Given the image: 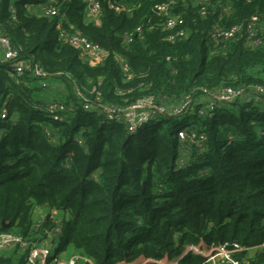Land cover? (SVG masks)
Instances as JSON below:
<instances>
[{
	"label": "trees",
	"instance_id": "16d2710c",
	"mask_svg": "<svg viewBox=\"0 0 264 264\" xmlns=\"http://www.w3.org/2000/svg\"><path fill=\"white\" fill-rule=\"evenodd\" d=\"M42 1L5 0L0 27L19 59L63 82L68 110L48 115L29 73L16 75L11 63L1 64L0 232L36 241L54 223L49 216L33 221L39 205L69 214L58 236L87 259L81 264L140 257L141 264H207L199 254L181 255L201 237L260 245L252 264H264V99L238 100L202 116L159 117L130 133L84 110L72 94L77 84L125 105L148 94L178 99L202 88L264 85V0H174L188 31L174 42L168 36L175 29H166L156 11L165 0H96V20L88 19L84 0H57L54 16L31 9ZM253 15L263 38L257 47L245 39ZM235 24L242 26L237 38L210 42L213 27ZM59 28L98 45L103 61L91 64L79 48L61 43ZM186 125L205 137L180 143L176 130ZM26 253L0 251V264H25Z\"/></svg>",
	"mask_w": 264,
	"mask_h": 264
},
{
	"label": "built area",
	"instance_id": "2783aa9c",
	"mask_svg": "<svg viewBox=\"0 0 264 264\" xmlns=\"http://www.w3.org/2000/svg\"><path fill=\"white\" fill-rule=\"evenodd\" d=\"M86 4L87 15L97 16L100 12V5L96 0H84ZM1 4V0H0ZM57 0H43L39 7L41 13L46 16H54L57 13ZM174 0H165L156 6V11L163 18V24L166 29H175L169 34L168 39L174 42L176 39L186 37L188 31L184 28V19L179 13L173 12ZM10 10L13 11V3H10ZM204 13V11H202ZM258 18L252 16L245 26L246 44L249 47L259 46L263 38L262 31L257 28ZM242 30V26L235 24L231 27L215 26L209 33L210 42L216 44H226L227 42L237 38ZM136 32H140L141 28H136ZM59 40L63 44H69L79 48L82 54L91 64L101 63L106 53L96 44L88 41L87 38L78 33H69L64 29L59 28ZM131 34H126L124 40L130 41ZM121 62V60H120ZM3 63H11L13 72L16 75H21L28 72L32 80L38 81V86L41 89H46L50 86L53 77L45 71L38 63L31 60L19 59V48L15 47L10 38L2 33L0 27V66ZM122 70L125 72L127 80L128 67L125 62H121ZM72 94L78 101V104L88 111H95L104 121L117 122L125 125L126 130L134 133L144 125L153 122L159 117H181L186 114L195 113L202 116L214 108L229 104L238 100L245 102H254L264 99V85H251L248 87H222L216 89L202 88L199 93L185 94L178 99L163 96L159 94H148L137 98L136 100L125 104H115L102 100L99 92L94 89L85 92L84 89L77 84L73 85ZM118 94H122L117 90ZM96 93V94H93ZM92 94V96H89ZM68 110L66 104L61 99H47L45 103V111L48 115L58 117L59 114ZM6 116L5 108L0 110V117ZM187 125L180 126L176 130L177 139L182 142H198L205 136H198L194 131L187 132ZM182 163V160H180ZM54 222L49 228L54 234H59L61 230L60 221L52 218ZM40 221H37L39 224ZM263 245V244H262ZM260 245H247L237 240H224L220 242H208L202 237L195 244L186 245L182 250L181 255L188 252L196 253L204 257L207 264H214L216 259H222L227 264H252L254 256H249L245 259L243 255L250 249L258 248ZM9 248L27 249L25 256V264H79L80 253L74 252L66 260L59 259L52 253L50 246L43 247L35 241H29L22 235L12 231L0 232V251ZM87 260L85 257L82 258ZM177 259L172 261H164L162 264H177Z\"/></svg>",
	"mask_w": 264,
	"mask_h": 264
},
{
	"label": "crops",
	"instance_id": "0c3cea01",
	"mask_svg": "<svg viewBox=\"0 0 264 264\" xmlns=\"http://www.w3.org/2000/svg\"><path fill=\"white\" fill-rule=\"evenodd\" d=\"M32 10H34V12L40 14L41 13V8L39 7V5L36 6H32L31 7ZM88 19H95L97 18V16H91V15H87ZM32 82V81H31ZM31 82L29 83L31 85ZM50 86L48 87V90H46V94H44V96H40V99H61L65 102L64 98L60 97L62 94L63 89H65V86L63 84V82H61L59 79L57 78H53L51 81ZM32 86V85H31ZM35 87V86H32ZM39 207V205H35L33 211ZM38 212L43 215L39 220L37 221H44L46 216H49L50 219L52 220L53 215L55 216V214L57 215L59 213V215L61 216V220H66L69 218V214L65 211L62 210H56V209H51L48 208L46 206H43V208H37ZM34 213V212H33ZM33 213H32V219L34 222L35 219L33 217ZM55 219V218H54ZM59 234H54L51 230H49V227L47 228L46 232L43 235H39V237L36 239V243L43 246V247H48L50 246L52 249L55 245H58V248H56L53 252V254L55 253V256L65 259L64 257H61L62 255L66 254V248H59L60 244V240H59ZM67 246H71L72 247V252L74 253L75 250L73 248V246L71 244H67ZM8 251H12V248L9 249H4L2 250L3 253H8ZM68 258V257H67ZM144 261L143 258H138L137 260L133 261L132 264H141ZM131 264V263H129Z\"/></svg>",
	"mask_w": 264,
	"mask_h": 264
},
{
	"label": "rangeland",
	"instance_id": "374dc122",
	"mask_svg": "<svg viewBox=\"0 0 264 264\" xmlns=\"http://www.w3.org/2000/svg\"><path fill=\"white\" fill-rule=\"evenodd\" d=\"M4 1H5V0H1V7H2V8L5 6ZM31 85H32V86H35V87H39V86H38V81H37V80H32ZM46 90H48V88H46V89H41L40 94L44 96V94H46ZM68 95H69V91H67L66 88H65V89H63L62 94H61L60 97H62V98L65 99V97H67ZM182 118H183V117H180V119H182ZM184 121H185L186 123H190V121H191L190 116L186 117ZM37 208H43V206H39V207H37ZM37 208L33 211V212H34V213H33V217H34V219H35L36 222H37V220H39V219L43 216V215H41V214L38 212V209H37ZM53 218H55V220L58 221V220L61 218V216H60L59 213H58L57 215L55 214V216L53 215ZM60 220H61V219H60ZM60 220H59V221H60ZM39 235H40V234H39ZM39 235H38V236H39ZM61 246H62V248H66V247H67V248H66V251H65L66 254H64V255L61 256V257H64L65 259H62V258H59V259L66 260V259H68L70 256L74 255V253L72 252V247H71V246H67V244H61ZM56 248H58V245H55V246L53 247V249H52V253L54 252V250H55ZM59 248H60V246H59ZM257 249H258V248L248 250L247 253H245V254L243 255V257H244L245 259H248L249 256H254L255 253H256V251H257ZM21 251H22V249H20V252H21ZM10 252H11V251H10ZM10 252L8 251V253H6V254H9ZM80 256H81L82 258H84V256H83L81 253H80ZM67 257H68V258H67ZM82 258L80 259V263H79V264H81L82 262H84V259H82ZM140 258H143V257H140ZM214 262H215L214 264H227V262L224 261V260H222V259H216ZM131 264H132V263H131Z\"/></svg>",
	"mask_w": 264,
	"mask_h": 264
},
{
	"label": "water",
	"instance_id": "95a60500",
	"mask_svg": "<svg viewBox=\"0 0 264 264\" xmlns=\"http://www.w3.org/2000/svg\"><path fill=\"white\" fill-rule=\"evenodd\" d=\"M1 224H2V225H5V222H4V221H2V222H1ZM79 263H80V262H79Z\"/></svg>",
	"mask_w": 264,
	"mask_h": 264
}]
</instances>
